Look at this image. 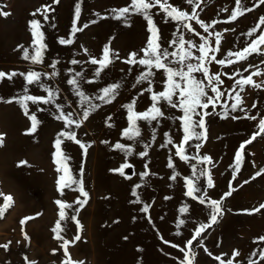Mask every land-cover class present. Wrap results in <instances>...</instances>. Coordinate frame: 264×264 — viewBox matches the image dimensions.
I'll return each instance as SVG.
<instances>
[{
	"label": "rangeland",
	"instance_id": "obj_1",
	"mask_svg": "<svg viewBox=\"0 0 264 264\" xmlns=\"http://www.w3.org/2000/svg\"><path fill=\"white\" fill-rule=\"evenodd\" d=\"M77 2L79 0H60L59 4H54L53 0H0V9L10 13L7 17L0 15V70H35L49 74L57 71V76L44 78V83L59 88L56 102L64 106L65 112H73L76 119L79 117L75 113L82 110L79 97L73 87L67 84L71 76L69 69L84 74L81 88L92 97L99 95L100 89L111 83H121V88L111 103L94 101L99 107L79 128L73 126L72 129H66L63 121L56 120L54 114L57 109L54 105L37 106L29 102L32 111H36L37 107L45 109L36 113L41 121L37 131L29 133L31 122L23 115L20 106L15 102H0V135H3V145L0 146V191L12 195L14 200L0 217V245L8 244L7 249L0 247V264H62L66 259L63 241L56 239L52 232L59 212L56 200L73 204V208L66 210L69 219L62 222L64 231L61 235L69 241H73L75 235L81 236L79 241H74L68 248L71 259L77 264H180L184 253L179 248L186 246L187 239L198 223L208 222L207 208L184 195L186 188L183 177L191 175L190 164H196L197 161L186 163L175 156V144L182 138L181 122L161 119L159 123L153 121L148 124L140 121V137L130 141L122 135V130L128 126L127 110L123 105L137 99V110L142 111L151 104L150 93L144 92L141 95L148 83H136V77L146 69L124 63L130 52L139 51L145 45L149 35L146 22L134 15L130 21L132 26L127 27L122 20L112 18L111 10L126 6L130 0H82L78 26L89 23V27L72 37L73 44L60 45L58 38L70 36ZM170 2L185 11L190 12L192 9L185 0ZM241 2L252 11L238 16L235 21L229 19L235 9V0H202L201 7L197 9L200 18L210 25L209 32L222 33L220 51L212 53L217 60L225 58L229 50H240L260 34L258 30L252 36L247 35L252 28L257 27L259 18L264 16V4H259V0ZM48 5L55 9L49 12V21H43L39 15L35 18L41 19L45 24L49 48L45 53L44 63L33 65L22 59V49L17 50V47L21 44L30 46L32 37L28 21L34 18L31 13ZM153 13L161 29L162 43L167 47V41L172 38L176 29L175 22L164 24L161 20L163 13L158 9H153ZM93 20L96 23H90ZM191 23L197 32L208 36L199 24L195 21ZM51 24L56 27L52 28ZM183 34L186 40H191L194 44L202 42L199 36L187 29H183ZM208 38L215 47V36ZM105 45H110L112 51L119 54V59L113 57V63L97 78L95 70L98 65H91L89 60L91 57L101 58ZM192 51L199 55L196 48H192ZM72 59L82 63L72 65ZM56 60L60 63L54 70L50 64ZM208 67L210 73L221 75L224 83L219 87L225 95L217 103L214 112L211 106L207 109L213 114L205 118L206 141H191L187 154L196 155L197 149L194 146L202 143L199 155L212 158V165H199L211 171L215 186L207 191L212 199H220L229 190L230 184L236 190L224 199L222 207L225 214L219 218V223L207 229L193 242L195 264H219L216 256H222L227 261L234 250L241 253L234 264H247L252 251L264 248V244L254 243L257 237L264 236V209L253 214L244 211L264 203V173L251 179L264 169V134L245 146L244 162L238 173L234 172L232 166L241 143L259 131V120L264 118V55L253 54L248 60L233 65L222 66L210 62ZM153 71L156 73L152 85L154 90H163L161 71ZM255 72H260L261 75H254L253 80L262 86L256 88L246 85L241 91L235 81ZM196 76L203 78L200 73H196ZM87 80L94 82L85 83ZM24 86L23 77L17 76L11 82L5 80L0 83V97L8 100L21 93ZM28 87L33 95H47L38 85ZM233 87L244 100L236 111H231V104L235 101L229 97L230 92L235 95ZM209 94L214 95L211 92ZM221 104L229 106L227 118L217 114L224 111ZM162 106L166 110V116L182 115L179 109L168 108L166 104ZM250 116H255L256 119L246 118ZM108 124L113 127H108ZM66 130L76 131L81 142L91 145L86 155L74 142L66 140L62 145L71 158L69 164L77 178L83 168L84 187L89 193L88 203L83 207L75 203L77 198L84 199L78 191L65 189L61 195L58 190L57 180L60 174L54 163V141L59 132ZM165 133L172 136L173 144L161 147L167 143ZM116 142L131 146L133 155L126 157L125 153L114 149ZM145 145L149 147L145 148ZM140 151H147L148 155L141 158L137 155ZM169 156L176 166L175 170L181 173L176 181L170 180L173 169L167 167ZM21 161H27V164L22 165ZM125 161L132 167L125 169L124 176L111 171ZM146 163L149 175L141 178L140 173L146 171ZM129 176L131 179L126 178ZM246 180L249 182L245 184ZM136 184L142 185L136 189L141 197L140 204L131 203L136 199L132 195ZM200 186L206 188V178H201ZM144 203L151 205L148 213L140 210ZM185 203L189 204V212L181 216L179 208ZM2 204L3 198L0 197V205ZM74 215L82 228L71 219ZM26 217L33 219L21 224ZM148 217H151V221ZM178 219L186 220L179 230L176 228ZM177 231L181 234L176 235ZM25 234L28 239H25ZM161 237L170 243L165 244ZM201 240L203 247L200 246ZM171 244H177L178 247L173 248ZM205 247L212 253L211 256L204 251ZM260 264H264V261H260Z\"/></svg>",
	"mask_w": 264,
	"mask_h": 264
},
{
	"label": "snow or ice",
	"instance_id": "obj_2",
	"mask_svg": "<svg viewBox=\"0 0 264 264\" xmlns=\"http://www.w3.org/2000/svg\"><path fill=\"white\" fill-rule=\"evenodd\" d=\"M188 5L192 6L191 11L182 10L181 7H178L170 2V0H130V2L123 7L113 8L112 18L116 20H122L124 25L131 27V17L140 16L146 22V31L149 33L146 38L145 45L139 49V51H133L128 54V58L124 60V63L129 65H139L146 71H141L140 74L136 77V83L147 82L148 87L143 89L141 95L144 92L150 93L151 104L145 110H137V99H133L131 102L126 103L123 107L127 110V122L128 126L122 130L123 137L127 138L130 141L136 140L141 136V128L139 127L138 122L144 121L148 124H151L153 121L159 123L161 119H171L173 121L179 120L181 122L182 128V138L175 144V156L179 157L181 161L189 163L190 161H197L196 164H190L191 175L183 177L184 187L186 191L185 196L189 197L191 200L198 202L200 205L205 206L208 211L207 221L200 222L198 226L194 227L191 237L187 239L186 246L179 248V250L184 253V258L180 261V264H195L196 253L193 251V242L197 238L201 237L202 234L213 225L219 223V218H222L225 214L223 209V201L225 198L230 197L233 192L236 190L229 185V190L223 194L220 199H212L207 189L213 188L214 181L212 174L209 168L199 167V165H212V158L208 155L200 156L198 150L203 147L202 143L195 144L197 149L196 155L187 154V148L190 146L191 141H206L207 139V128H206V117L213 114L217 103L221 101V98L225 95L220 90V85L224 82L221 79L219 73L212 74L208 64L210 62H215L219 65H233L239 61L248 60L253 54L264 55V16L259 18V23L256 28H252L247 35L252 36L253 33H256L258 30L260 34L256 36L250 43L242 47L238 51L227 52V55L223 59L217 60L216 55L212 53H217L220 51V44L222 39V33L209 32L210 25L205 23L199 16L197 9L201 7L202 0H185ZM54 4H59L60 0H53ZM81 3L82 0L75 5L74 10V20L72 27L70 29L69 38L60 37L58 38V43L60 45H71L74 43L72 37L78 32L83 31L85 28L89 27V23H84L82 27L78 26V23L81 18ZM259 4H264V0H259ZM153 9H158L160 13H163L161 17L162 23L167 24L169 22H175L176 29L172 34V38L167 41L168 46L165 47L162 43L161 29L158 26ZM55 11L52 5L46 7L38 8L35 12L31 13L34 17L28 21L29 31L31 33V44L29 47H25L23 44L18 45L17 50L22 49V59L25 61H30L33 65H41L44 63L45 53L48 51V44L46 43V33L44 31L45 24L41 22V19L35 18L36 16H41L43 21H49V12ZM227 11V9H224ZM252 11L251 8H245L241 0H235V9L231 12L230 21H235L238 16H242L245 12ZM0 15L7 17L10 13L2 11L0 9ZM96 15H99L98 13ZM107 17H102L106 19ZM191 21H195L203 29L204 33H207L208 36H203L193 27ZM90 23H96L95 20ZM52 28H55V24H51ZM183 29H187L189 32L194 33L196 36L200 37L201 43L194 44L191 40H186L183 34ZM215 36V47L212 46L209 40V36ZM170 48L174 50H169ZM192 48H196L199 52V55H196ZM31 49V51H30ZM87 52V49H85ZM113 57L119 59V54L114 53L110 48V45H105L102 50V57L96 58L91 57L89 62L91 65H98V68L95 70V76L98 78L101 75V72L109 67L113 63ZM195 61V62H193ZM60 63L59 60H56L54 63L50 64L52 69H56L57 64ZM72 65H78L82 63L80 60L72 59L70 61ZM153 69L161 71V78L163 81V90L156 91L153 88V78L156 76V73ZM131 71V69H129ZM71 73L70 78L67 80V84L73 87L76 96L79 97V105L81 112L75 113L79 119L74 118V113L71 111L65 112L64 106L60 103H57V97L59 95V88H53L51 85L44 83V78L51 79L58 75L57 71H53L51 74L47 72H40L35 70H28L27 72H18L15 70L12 71H3L0 70V83L5 80L13 81L17 76L23 77L25 81V86L21 93L16 96L11 97L8 100H4L0 97V102L4 103H17L23 111V115L27 117L31 122V127L29 128V133H35L41 121L37 117V112L44 111V108L37 107L36 111H32L29 108V102L32 105H54L57 109V113L54 114V118L58 121H63L66 129H72L81 127L82 123L88 120L90 114L99 107L94 101H100L103 103H111L118 94V90L121 88V83L115 82L111 83L106 87L100 89V94L92 97L85 93L81 88V80L84 79V74L79 71H73L69 69ZM196 73H200L203 78H197ZM225 75H227L225 73ZM240 75V73H237ZM254 75H261L260 72H255L252 75L241 76L239 80H236L235 83L241 89L244 90L246 85H250L256 88H260L262 85L255 83L253 80ZM85 83H93L94 81L87 80ZM28 85H38L44 93L47 95H33L30 92ZM209 92L214 95H210ZM232 92H235L233 96L232 93H229V97L235 102L231 104V111H236L244 103L243 97L240 95V92H236L235 87L232 88ZM162 104H166L168 108L179 109L182 113L180 116L168 115L166 116V110L163 108ZM213 108V112H208L209 107ZM221 107L224 109L223 113H217L222 115L223 118H227L229 113V106L227 104H221ZM255 107V105H253ZM238 117H233L237 119ZM248 119L255 120V116L246 117ZM110 120L111 117H108ZM108 127H113L112 124H108ZM259 131L254 132L252 136L241 143L239 150L235 153V163L232 166L234 172L238 173L243 165L244 158L243 152L247 144H251L261 134H264V118L259 120L258 124ZM167 136V143L162 144L161 147H167L170 144H173V138L171 135L165 133ZM71 141L79 145L83 150V153L86 155L88 148L91 146L81 142L77 138V133L74 130H66L58 133L55 141V153H54V163L57 165L56 171L60 174L57 180L58 190L61 195L64 194L65 189L72 191H78L84 199L77 198L75 203L83 207L88 203L89 193L85 190L84 181H83V168L79 171V178L73 173L72 168L70 167L69 161L70 157L65 153L62 148L65 141ZM103 143H108L107 141H102ZM3 145V135H0V146ZM114 149L120 150L125 153L126 157L133 155V149L129 145L124 143L116 142L113 145ZM145 148L149 147L148 145L144 146ZM141 158L148 155L147 151H140L137 153ZM21 164H27V161H21ZM132 165L127 161L122 163L118 168L112 169L111 171L119 173L121 176L125 175V169L131 168ZM167 167L173 169V173L170 176V180L176 181L178 177L181 176V173L175 170V164L173 163L172 157L169 156ZM146 171L140 173L141 178L147 177L149 172L147 171L148 164L144 165ZM264 173V169H261L257 172L251 179H255L256 176ZM131 179V177H126ZM201 178H206V188L200 186ZM235 179V176H233ZM249 181H244L248 183ZM73 186H76L75 188ZM242 186V185H241ZM141 184H136L132 190V195L136 197L135 200L131 201L133 204L142 203L141 197L136 191V189L141 188ZM0 197L3 198V204L0 205V217L4 215V212L8 207L14 202L12 195L5 194L0 191ZM171 197H165V199H170ZM55 203L58 205V219L55 222L52 232L55 234V238L63 241V250L66 259L62 264H77V262L71 259V256L68 252L69 245L74 241H79L81 239L80 235H75L73 241L65 240L61 233L64 231L62 227V222L69 219L66 212L67 209L73 208V204L68 203L62 200H56ZM151 205L144 203L143 207L140 209L143 213H148ZM261 209H264V203L260 204L259 207L253 208L251 210H244L247 214H253L259 212ZM228 211H231L229 209ZM189 212V204L185 203L182 207L179 208V213L181 216ZM151 221V217H148ZM33 217H26L21 221V224L25 223L27 220H31ZM75 221L76 225L79 228H82L79 220L74 215L71 217ZM185 219H178L176 223V228L179 230L181 226L185 225ZM179 231L176 232V235H180ZM25 239H28L27 234H25ZM127 239V237H125ZM163 240V237H161ZM165 244L170 242L163 240ZM11 243V242H9ZM254 243L264 244V236H259L254 240ZM173 248H177V244L170 245ZM200 246L203 247V241H200ZM5 249L8 248V244L0 245ZM204 251L211 256L212 253L208 251L205 247ZM241 255L239 250H234L231 254V258L225 261L222 256H216L215 259L219 261V264H234V261L237 257ZM27 261V257L24 258ZM260 261H264V248H257L256 250L250 253V256L247 260V264H260ZM29 264H35V262H29Z\"/></svg>",
	"mask_w": 264,
	"mask_h": 264
},
{
	"label": "bare ground",
	"instance_id": "obj_3",
	"mask_svg": "<svg viewBox=\"0 0 264 264\" xmlns=\"http://www.w3.org/2000/svg\"><path fill=\"white\" fill-rule=\"evenodd\" d=\"M264 8V7H263ZM262 11V10H261Z\"/></svg>",
	"mask_w": 264,
	"mask_h": 264
}]
</instances>
